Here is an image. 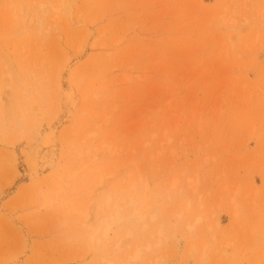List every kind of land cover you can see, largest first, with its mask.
I'll list each match as a JSON object with an SVG mask.
<instances>
[{
    "label": "rangeland",
    "instance_id": "rangeland-1",
    "mask_svg": "<svg viewBox=\"0 0 264 264\" xmlns=\"http://www.w3.org/2000/svg\"><path fill=\"white\" fill-rule=\"evenodd\" d=\"M67 1L0 0V264H264V0Z\"/></svg>",
    "mask_w": 264,
    "mask_h": 264
},
{
    "label": "bare ground",
    "instance_id": "bare-ground-1",
    "mask_svg": "<svg viewBox=\"0 0 264 264\" xmlns=\"http://www.w3.org/2000/svg\"><path fill=\"white\" fill-rule=\"evenodd\" d=\"M67 3H68L67 0H58V4L56 3L54 8H56L58 12L66 11V9L68 8L67 7L68 6ZM41 6L43 8L49 9V8L53 7V3H52V1H47L46 3H42ZM65 62H66V60H65ZM56 74H57V76H56L57 79H56L55 84L56 85H60L59 84V82H60V80H59L60 72H58V73L56 72ZM39 82H40V80H39ZM39 82H37V83L39 84ZM18 89H20V88H18ZM1 90H4V89H1V87H0V91ZM22 91H24V88H23ZM1 96H3V95L1 94ZM1 96H0V100H1ZM20 119H21V117H20ZM4 123L5 122H3V124ZM16 124H19V128H20L24 123L22 124V120H21V121H19V123L17 122ZM5 125H7V124H5ZM5 125H4V127H5ZM17 127L18 126H16V128ZM32 163H34V161ZM32 165L35 167L34 164H32ZM133 204H134V202H130L129 204H126L124 206H119V205L115 204V202L113 200V197H108L106 199L105 203L103 202L102 204L98 205V212L96 214V223L93 226L89 227L88 230L86 231L87 234L90 233L88 238H89L90 244L92 245V248L93 247L94 248L98 247L103 242L104 239L108 238L110 236L109 235L110 232L114 230V227L116 225L123 224V226L125 227L124 238L126 240H133V239L136 238V233H135V231L132 228V226L134 224L141 223V226L139 227V231H141L142 234H144L147 231V229L149 227V220H148L147 214L141 213L136 208L133 209L132 208ZM103 206H105L106 209H104L102 212H100L99 210H101ZM153 217L154 216L152 214L151 215V219H153ZM201 220H202V216H198L195 220H192V221L188 222L187 223V229L188 230H194L196 228L197 224ZM87 223H88V221H87ZM87 223L83 221L82 225L85 226ZM159 234H161V231H159ZM121 243H122L121 241H118L116 243V246L119 249L122 246ZM150 248H151V244H149L147 246H141V245L138 244L132 250V252H130V253L128 252L129 254H128L127 261L137 260L138 258H140V255L144 252L145 249H150ZM106 261H107V264H121V263H118L116 261H108V260H106Z\"/></svg>",
    "mask_w": 264,
    "mask_h": 264
}]
</instances>
